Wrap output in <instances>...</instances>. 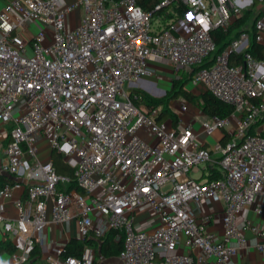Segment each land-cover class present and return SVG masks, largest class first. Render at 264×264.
Listing matches in <instances>:
<instances>
[{
	"label": "built area",
	"instance_id": "built-area-1",
	"mask_svg": "<svg viewBox=\"0 0 264 264\" xmlns=\"http://www.w3.org/2000/svg\"><path fill=\"white\" fill-rule=\"evenodd\" d=\"M1 1L0 176L18 180L0 187V231L16 248L12 264H30L45 244L41 233L74 221L83 243L115 232L124 264H230L249 249L248 231L264 253V232L239 224L257 198L264 202V58L249 51L264 45V15L219 53L213 36L264 0H160L156 18L136 0ZM30 22L41 26L35 35ZM151 61L231 104L232 114L206 117L200 133L193 122L164 119L162 106L126 89L153 77ZM189 109L185 101L178 112ZM219 129L228 142H199ZM53 151L75 167L79 190L57 172ZM216 198L224 203L220 237L203 209ZM142 212L159 225L138 228ZM181 242L189 253L177 251ZM47 251L49 264H96L90 246L79 256L56 244Z\"/></svg>",
	"mask_w": 264,
	"mask_h": 264
},
{
	"label": "crops",
	"instance_id": "crops-1",
	"mask_svg": "<svg viewBox=\"0 0 264 264\" xmlns=\"http://www.w3.org/2000/svg\"><path fill=\"white\" fill-rule=\"evenodd\" d=\"M3 5V2L0 0V6ZM261 7L260 10L257 8ZM248 10H252L253 16H258L261 12L264 11L263 6L255 4L253 7H251ZM246 10V11H248ZM72 23L70 24V27H75L79 24L77 20V12L74 16H72ZM248 26V24H247ZM150 67L154 70V75L151 78H148L150 80H153L155 85L158 87H166L170 89L172 85V81L177 79L174 75L173 68L169 64L165 63H158L155 61L150 62ZM152 81V82H153ZM149 82L148 80H141L135 84L132 85L134 88H143L147 92L151 93L152 95L160 96L161 92H157L156 86H152L153 83ZM195 91L197 92L198 89L201 90L200 87H194ZM156 98V97H155ZM185 102V101H183ZM187 102V101H186ZM182 101H174L171 105L172 108L176 111L178 118L183 122H193L194 127L198 133L201 131V122L206 119L207 116L203 114L200 108H191L187 113L178 112L180 108L179 104H181ZM178 105V106H176ZM0 128V132H1ZM206 137V138H204ZM208 136L204 134H199V140L202 141V144H205L207 147H212L211 144L208 143ZM204 138V139H203ZM200 177V175H198ZM12 180H18L17 178H10ZM22 192H18L17 196H21ZM5 202L7 205V208L11 213H13L12 205L8 201H2ZM261 206V212H258V208ZM203 209L206 213L212 214L215 218V221L212 222L210 225L211 228L216 230V232L219 234V237L222 235L223 232V223H222V212L224 210V203L221 200V198H216L213 200H209L203 203ZM245 222H250L253 226L257 227L261 231L264 232V202L261 198H257L255 203L244 210L242 215L239 218V224L242 225ZM159 225L158 221L150 220L149 215L146 212H142L138 214L136 226L138 228H142L144 230H152L156 226ZM41 236L45 240V244L38 248V255L35 257H32L30 264H49L46 260V254L48 253V249L51 245L56 244L62 248H66L68 243L75 239H78V229L76 222H70L66 223L64 225H51L48 227L43 233H41ZM247 239L250 243V247L247 250H244L240 252L232 261L230 264H264V253L257 250L255 247L258 237L254 235L252 232H247ZM116 241V240H115ZM5 242L4 236L2 232L0 231V244ZM101 242V241H100ZM117 242V241H116ZM93 249L96 252V264H124L123 261L119 256H111L107 257L104 256L101 253L100 250V243L96 246H93ZM178 252H184L189 253V250L186 249L183 245V243H179ZM176 251V252H177ZM0 263L2 264H12L11 262V254L9 253H3L0 256Z\"/></svg>",
	"mask_w": 264,
	"mask_h": 264
},
{
	"label": "trees",
	"instance_id": "trees-1",
	"mask_svg": "<svg viewBox=\"0 0 264 264\" xmlns=\"http://www.w3.org/2000/svg\"><path fill=\"white\" fill-rule=\"evenodd\" d=\"M136 2L146 12L152 13L154 18L159 17L163 14L162 11L156 10V7L159 5L160 0H136ZM175 9L180 13V15H183L186 10L181 6L175 7ZM261 15H264V11L261 12L258 16ZM252 16H253L252 10H248L245 12L244 16L238 20V22L234 25V27L228 30V32L223 30H217L213 32V36L218 46V53L221 52L222 49L227 45L229 40H231V36L233 35V33H235V35L238 34L240 32V29L243 30V27L247 26L249 19H251ZM173 17L174 15L170 14L167 19H171ZM249 51L253 53V55L257 59L264 58V45H259L257 43H254ZM238 59L241 62L243 59V55H240ZM188 82L189 79H187L186 77L173 80L172 88L167 91L165 95L166 97L164 98L152 97L148 94H145L140 89H134L133 93L140 96L141 99L145 101V104L148 107L162 106L163 107L162 117L164 119L171 118L173 119L174 123L178 122V116L174 111L171 110L170 106L174 101L178 99L182 100V98L184 101H187L189 104L195 107H199L203 112V114L207 117L219 116L221 118H225L232 114L234 107L231 104H228L216 98L209 92H204L200 95H197L192 91L187 90L186 84H188ZM230 138L231 137L228 134H224L220 141L222 143H226L230 140ZM52 159L57 172L60 175L71 177V179L73 180L71 188L79 190L77 184L75 183V167H72L67 162H65L63 157L56 151L52 152ZM13 182L14 181L12 179L4 175L0 176V187L7 183H13ZM115 235H116L115 232H111L106 238L101 240V242L100 240L97 239H90L85 243H83L79 240L73 239L68 243L66 248H64L63 255L65 257L79 256L83 253L86 246H90L93 248V246H96L99 242L101 253L104 256L107 257L119 256L123 249V245L122 242L115 241ZM15 251L16 248L11 241H5L0 244V256L6 252L12 255ZM38 253H39L38 250L35 249L33 251L32 257L37 256Z\"/></svg>",
	"mask_w": 264,
	"mask_h": 264
},
{
	"label": "rangeland",
	"instance_id": "rangeland-1",
	"mask_svg": "<svg viewBox=\"0 0 264 264\" xmlns=\"http://www.w3.org/2000/svg\"><path fill=\"white\" fill-rule=\"evenodd\" d=\"M67 1L72 2L73 0H67ZM257 9L260 10L261 7H258ZM82 13H83V9L80 8V9L77 11V20H78V22H80V20H81ZM256 17H257V16H255V15L252 16L251 19H249L248 25H251L252 22L254 21V19H255ZM29 25H30V32H31V34H33V35L37 34L38 31L41 29V26H40L39 24H37V23L30 22ZM27 48H28V55L31 56L32 53H33L32 47H31L30 45H27ZM144 80H148L149 82H152V81H153V80H150V79H144ZM152 83H153L152 86H156V87H157V88H156L157 92H161V95H160V96L152 95L151 93L147 92L145 89H143V88H141V87H140V90H141L142 92H144L145 94H148V95H150V96H152V97H156V98H164V97H166L165 95H166V93H167V91H168L169 89L166 88V87H158L157 85H155L154 81H153ZM171 88H172V85H171L170 89H171ZM126 89L130 92V91H133L134 89H139V88L131 87V86L129 85V83H127V85H126ZM186 89L192 91L193 93H195V94H197V95H200V94L204 93V91L202 90V88H201V90L198 89V91L196 92L195 89H194V85H193L192 83H190V82H188V84H186ZM176 101H178V102L182 101V102H183L184 100H183V98H182V100H181V99H178V100H176ZM171 103H172V102H171ZM23 105H24V101H20V102L16 103V105H15V112H14L15 115H17V112L19 111V109H20ZM176 106H178V105H176ZM179 106H180V104H179ZM190 107H191V108H195V106H193V105H191V104H190ZM196 108H199V107H196ZM178 109H179V108H178ZM225 133H226L225 129H219L218 131L214 132L212 135H210V136L207 137V139H208V143L211 144L212 146L215 145V144H217V143H219L220 140H221V138L223 137V135H224ZM204 138H206V137H204ZM204 138H203V139H204ZM199 142L202 143L201 140H200ZM50 153H51V149H48V148H47V149H44L43 151H40V152L38 153V155H39V157H40L41 159H44V158L48 157V156L50 155ZM192 176L195 177V178H198V174L192 173Z\"/></svg>",
	"mask_w": 264,
	"mask_h": 264
}]
</instances>
